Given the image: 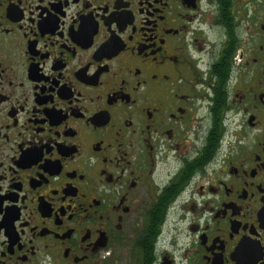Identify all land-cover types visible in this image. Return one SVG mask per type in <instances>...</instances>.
<instances>
[{
  "label": "flooded vegetation",
  "instance_id": "af4514ba",
  "mask_svg": "<svg viewBox=\"0 0 264 264\" xmlns=\"http://www.w3.org/2000/svg\"><path fill=\"white\" fill-rule=\"evenodd\" d=\"M0 264H264V0H0Z\"/></svg>",
  "mask_w": 264,
  "mask_h": 264
}]
</instances>
